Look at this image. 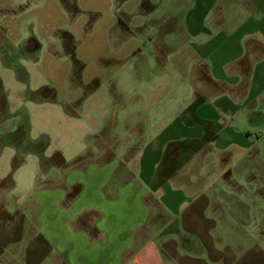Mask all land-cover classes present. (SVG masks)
I'll return each instance as SVG.
<instances>
[{"label": "crops", "instance_id": "crops-1", "mask_svg": "<svg viewBox=\"0 0 264 264\" xmlns=\"http://www.w3.org/2000/svg\"><path fill=\"white\" fill-rule=\"evenodd\" d=\"M174 7L175 86L78 136L0 24V264H264V0Z\"/></svg>", "mask_w": 264, "mask_h": 264}, {"label": "rangeland", "instance_id": "rangeland-1", "mask_svg": "<svg viewBox=\"0 0 264 264\" xmlns=\"http://www.w3.org/2000/svg\"><path fill=\"white\" fill-rule=\"evenodd\" d=\"M174 1L0 0L6 44L33 61L58 136L66 135L67 120L78 136L84 125L94 131L105 120L141 119L138 99L149 104L155 97L145 92L175 86L176 67L183 65L177 58L190 57H182L177 36L184 15Z\"/></svg>", "mask_w": 264, "mask_h": 264}]
</instances>
